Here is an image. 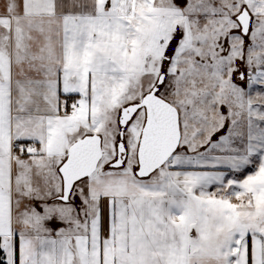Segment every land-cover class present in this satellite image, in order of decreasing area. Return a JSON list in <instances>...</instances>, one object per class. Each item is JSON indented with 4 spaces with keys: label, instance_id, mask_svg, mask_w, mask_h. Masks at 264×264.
I'll return each instance as SVG.
<instances>
[{
    "label": "snow or ice",
    "instance_id": "6c2138e0",
    "mask_svg": "<svg viewBox=\"0 0 264 264\" xmlns=\"http://www.w3.org/2000/svg\"><path fill=\"white\" fill-rule=\"evenodd\" d=\"M0 264H264V0H0Z\"/></svg>",
    "mask_w": 264,
    "mask_h": 264
}]
</instances>
